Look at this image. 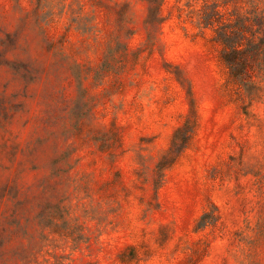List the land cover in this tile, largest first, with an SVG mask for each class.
Returning a JSON list of instances; mask_svg holds the SVG:
<instances>
[{
    "label": "rangeland",
    "instance_id": "374dc122",
    "mask_svg": "<svg viewBox=\"0 0 264 264\" xmlns=\"http://www.w3.org/2000/svg\"><path fill=\"white\" fill-rule=\"evenodd\" d=\"M154 1L0 0V264H264V74Z\"/></svg>",
    "mask_w": 264,
    "mask_h": 264
},
{
    "label": "trees",
    "instance_id": "16d2710c",
    "mask_svg": "<svg viewBox=\"0 0 264 264\" xmlns=\"http://www.w3.org/2000/svg\"><path fill=\"white\" fill-rule=\"evenodd\" d=\"M148 1L146 23L160 22L162 18L157 15L159 3L154 0ZM234 2L235 0H220L211 8L208 5L204 6L198 15L197 25L212 28L213 39L219 44V57L228 77L248 90L257 87L256 82L250 79L251 73L257 77L264 74V11L261 10L259 13L255 11L252 0H243L249 9L246 7L240 12L232 5V9L227 10V5ZM218 5L225 7L228 17H224V14L216 9ZM175 144L174 134L172 148ZM179 147L180 145L177 148H170L169 152L174 154Z\"/></svg>",
    "mask_w": 264,
    "mask_h": 264
}]
</instances>
